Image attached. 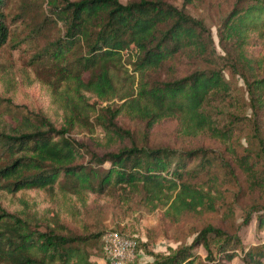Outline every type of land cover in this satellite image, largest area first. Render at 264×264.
Here are the masks:
<instances>
[{"label": "trees", "instance_id": "obj_1", "mask_svg": "<svg viewBox=\"0 0 264 264\" xmlns=\"http://www.w3.org/2000/svg\"><path fill=\"white\" fill-rule=\"evenodd\" d=\"M64 1L57 9L66 33L51 44L49 56L64 66L73 49L84 51L71 61L74 69L61 82L71 85L79 96L86 91L110 100L115 92L112 72L124 66L125 60L139 73L137 91L125 94L122 99L127 100L119 108L105 107L109 113L99 115L108 134L103 152L71 136L75 117L83 118L86 111L75 97H68L75 115L61 127L42 115L18 130H0V192L54 189L62 176L61 188L66 191L79 195L86 190L116 191L127 200L129 194H140L153 209L168 206L167 214L176 218L201 209L215 210V196L189 179L208 173L224 155L210 148L180 150L139 145L134 140L125 145L122 137H130V131L116 123L125 114L145 121L147 133L166 120H177L185 135L209 132L223 142L235 135L232 125L219 126L207 110L211 100L232 97L233 88L217 55L211 28L187 9L193 0H184L182 7L167 0ZM9 2L0 0V48L11 33ZM219 36L231 55L230 67L243 70L255 129L264 130V0H237L223 19ZM254 46L262 48L259 54L251 50ZM180 57L206 62L209 67L177 76L174 62ZM166 69H172L170 76L163 75ZM86 152L89 159L79 163ZM234 158L250 188L264 192V159L251 151ZM254 217L257 228L264 229V203L246 212L244 224ZM56 223L36 227L25 215L1 207L0 264H96L91 261L96 253L84 247L92 239L99 240V257L109 263L103 248L106 231L82 236ZM119 233L137 240L138 257L146 244ZM201 247L205 256L199 252ZM150 254L155 256L154 264H229L238 257L236 264H264V243L247 247L238 233L208 224L190 244L170 253Z\"/></svg>", "mask_w": 264, "mask_h": 264}, {"label": "rangeland", "instance_id": "obj_2", "mask_svg": "<svg viewBox=\"0 0 264 264\" xmlns=\"http://www.w3.org/2000/svg\"><path fill=\"white\" fill-rule=\"evenodd\" d=\"M167 1L179 7L184 3V0ZM236 2L193 0L187 6L193 16L202 19L211 28L217 55L233 88L232 97L211 100L207 106L219 126H233L235 135L231 140L223 142L209 132L185 135L177 120H166L147 133L143 120L125 114L116 119L119 127L130 131V137H122L125 145H131V140H134L139 145L167 146L180 150L210 148L224 155V160H218L208 173L189 179L215 196V210L201 209L200 212H189L176 218L167 214L168 206L160 205L153 209L140 194H129L127 200L116 191L102 194L86 190L82 195L66 191L61 188L62 176L54 184V189L32 187L14 194L1 191L0 208L25 215L36 227L39 224L43 227L57 225V221L67 231L82 236L104 231H119L135 236L146 246L130 264H154L155 256L151 252L170 253L188 245L208 224L220 226L229 233H238L247 247L264 243V229L257 228L255 217L244 224L246 212L264 203V192L250 188L246 174L234 160L236 154L248 151L264 159V130L255 129L247 86L241 74L243 70L241 67H230L231 55L223 49L219 36L222 21ZM63 5L64 0H10L7 13L11 33L7 44L0 48V130H18L27 121L37 122L42 115L61 127L74 114L68 97H75L86 111L83 118L75 117L71 136L103 152L108 144V134L98 117L102 113H109L103 108H119L127 100L122 99L125 94L137 91L139 73L123 60L124 66L112 72L115 85L113 97L105 101L86 91H83L84 96H79L71 85L61 82L60 78L71 73V68L74 69L71 61L84 51L82 48L73 49L68 54L70 62L64 66L49 56L51 44L62 40L66 33V26L57 9ZM251 50L259 54L262 48L255 49L254 46ZM174 65L177 76L209 67L206 62H189L186 57H180ZM171 70L166 69L163 75L170 76ZM88 159L86 152L79 158V163H85ZM98 244V239L84 244L87 251L97 254H93L91 261L109 264L99 257ZM199 252L205 256L202 247ZM239 262L238 257L229 264Z\"/></svg>", "mask_w": 264, "mask_h": 264}, {"label": "built area", "instance_id": "obj_3", "mask_svg": "<svg viewBox=\"0 0 264 264\" xmlns=\"http://www.w3.org/2000/svg\"><path fill=\"white\" fill-rule=\"evenodd\" d=\"M103 248L109 264H128L134 262L138 255L137 240L115 231L105 233Z\"/></svg>", "mask_w": 264, "mask_h": 264}]
</instances>
